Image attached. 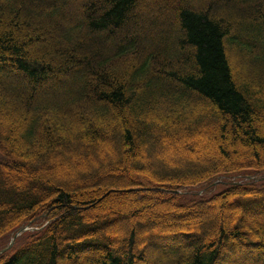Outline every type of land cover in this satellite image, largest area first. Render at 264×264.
<instances>
[{"label":"trees","instance_id":"obj_1","mask_svg":"<svg viewBox=\"0 0 264 264\" xmlns=\"http://www.w3.org/2000/svg\"><path fill=\"white\" fill-rule=\"evenodd\" d=\"M43 1L0 0V250L47 223L0 264H221L226 251L246 264L251 248L264 252V45L251 38L264 33V0H178L151 52L137 39L140 0H81L73 14L68 0ZM215 130L218 154L204 163L149 164L145 145L186 133L195 158ZM66 162L87 175L60 186L49 174ZM121 196L137 201L124 209ZM160 207L163 223L138 222Z\"/></svg>","mask_w":264,"mask_h":264},{"label":"rangeland","instance_id":"obj_2","mask_svg":"<svg viewBox=\"0 0 264 264\" xmlns=\"http://www.w3.org/2000/svg\"><path fill=\"white\" fill-rule=\"evenodd\" d=\"M54 1H60V0H45L43 2L44 3L47 2L48 4ZM78 1H81V0H68L67 1L69 4V7H67L68 12L72 14L75 13L74 9ZM140 1L143 6L139 11L140 15L138 17L139 20L137 23V34H138L137 39L138 40L147 39L146 42H143L144 50L146 51L150 50L151 52L152 49L160 50L162 46H157L156 41L153 39V35L155 32L159 33V37L162 39V42H165L170 37L171 32L167 31L165 28H167L168 25L170 24L174 25L176 23V19L173 16V8L178 0H140ZM246 3L249 4L250 3L249 0H242L238 4V7L243 9L247 6ZM197 8L193 7V9H197ZM142 16H143V19H140L142 18ZM30 19L36 24L39 23L38 22L39 18L37 17V15H30ZM155 23L157 24L156 27L154 26ZM71 25L72 27L76 26L74 23ZM242 33L243 34L241 36H243L244 38H238L237 40L243 42L245 41L246 38L248 37L250 38L249 35L251 34L246 33V32H242ZM251 38L257 43V45H264V33L253 34L251 35ZM84 39L87 40L89 39V37L85 36ZM59 42L63 44L62 39L58 41V44L61 45ZM101 43L104 44L103 41ZM103 48L106 51L108 50V47L105 44L103 45ZM231 52L232 53L230 52L229 53L232 58H234L235 60L239 59L238 58V56L240 55L239 52H234V51H231ZM17 86H18L17 89L20 92H24L27 87H31L30 85L26 83V79L21 78V77L19 78V84ZM12 88L16 89L15 85L9 87L8 92L10 95H12ZM53 88H54L53 85L46 87L43 90L42 94L40 95V99L45 100L46 98H45L44 93H46V91H48L49 89H53ZM216 131L217 130L213 131L211 134H207L206 132H203L199 136L197 140L200 142L194 147V150L196 152L195 158H193L191 155L192 153H191L190 142L193 140L196 141V138L194 139L190 135L187 136L186 133L180 134L178 141L172 140L168 143L163 144L162 146L160 145L159 147H154L151 144H147L144 146V148L149 157V164L151 165L154 171H161V169L164 167V162L173 163L175 165L177 164L182 165L185 163L187 164L195 163L196 161L200 163H204L207 158V156L205 155L206 152L207 153L209 152L212 155L218 154L217 147L214 146V143L210 142V138H214V136L216 135ZM185 136L187 137L184 139ZM116 154H117V150H114V154L112 155L115 156ZM98 155H99V151H93L92 156L94 158V161H96V163H98L99 158H100ZM84 163H87V162L84 160ZM89 168L90 166H87V169ZM86 175H87V172H78L74 170L73 165H71V163H67V162L62 163V165L57 170L49 174L53 182H55V184H58L60 186H67L72 181L81 179L85 177ZM109 179H112L114 181H122L123 178L122 177H115V178L110 177ZM118 200H119L120 206L124 209H127L128 207H132L133 203L137 201V197L121 196V197H118ZM100 204L101 202L97 206H99ZM217 209H218V206H216V208L212 210V214L209 215L205 220L208 222V225L211 228L210 230H213L215 226H219L222 224V221L221 220L219 221L217 218V212L216 213L214 212V211H217ZM165 210L166 209H164L163 207L153 208V210L151 211V214L149 215L151 217L142 218L138 222H140L141 224L142 223L151 224V222L152 223L156 222V223L161 224L164 222V218H160L159 214L162 213L166 215ZM165 218H168L170 220L174 219L171 216H165ZM128 220L129 219L124 218V217L118 218L117 227L126 225ZM234 220H235V216L233 215V210L225 209L224 221L232 222ZM246 223L248 222L245 221L242 223V225ZM122 232H123L122 237H124V235L127 234V228L124 227ZM188 240L192 241L193 239H188ZM124 245L126 244L123 243L122 246ZM172 245L174 246V244ZM175 248H178V247L175 245ZM238 252H239V249H238ZM221 257H222L220 259L221 264H240V261L237 260V256H233V254L230 251H226ZM244 257L247 259L246 262L248 264H261L263 261L262 258L264 259V252H260L258 255V252L256 251V249L251 248L249 251L244 253ZM70 264H85V263L71 262ZM169 264H175V263L171 262Z\"/></svg>","mask_w":264,"mask_h":264},{"label":"bare ground","instance_id":"obj_3","mask_svg":"<svg viewBox=\"0 0 264 264\" xmlns=\"http://www.w3.org/2000/svg\"><path fill=\"white\" fill-rule=\"evenodd\" d=\"M248 227V226H247ZM249 228V227H248ZM149 264H153V263H149Z\"/></svg>","mask_w":264,"mask_h":264}]
</instances>
